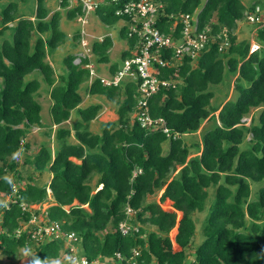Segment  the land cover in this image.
Wrapping results in <instances>:
<instances>
[{
	"label": "trees",
	"instance_id": "trees-1",
	"mask_svg": "<svg viewBox=\"0 0 264 264\" xmlns=\"http://www.w3.org/2000/svg\"><path fill=\"white\" fill-rule=\"evenodd\" d=\"M111 1L100 0L90 13L110 27L122 22L118 34L126 49L120 63L109 65L108 77L139 48V38L130 29L132 14H116L127 0ZM155 2L160 5L155 27L161 33L171 34L172 15L188 14L197 18L198 31L209 29L215 35L225 28L229 42L220 51L218 42L210 41L195 60L184 57L175 67L156 65L159 79L175 83L147 99L148 113L153 119H163L172 134H179L175 139L160 129L141 127L135 118L140 79L105 86L99 79H91L86 67L93 66L89 54L72 53L63 59L66 73L54 76L47 57L67 40L60 28L59 10L49 16L44 0H36L35 11L28 18L18 19L17 2L0 9L1 256L16 259L20 250L30 248L48 264L60 257L66 261L69 251L59 240L35 241L32 226L23 229L35 214L43 224L56 222L62 232L74 233L73 245L81 244L78 256L88 260L111 259L119 253L123 258L120 264H126L138 252L134 258L137 264H264V24H254L257 46L253 50L249 41L236 42L233 35L238 22L257 15L256 8L262 12L264 0L247 6L242 0ZM58 4L68 21L83 15L81 5L69 8L67 0H58ZM15 21V26H9ZM180 31L178 23L172 35L179 37ZM7 32H12L11 37L5 36ZM32 34L35 40L31 45ZM80 36V29L76 30L72 41L79 44ZM112 45L110 36L90 44L96 64L110 63ZM172 51H161V58L168 59ZM34 71L49 88V126L57 128L55 146L43 142L32 153L26 139L31 127L47 126L41 122L36 98L41 82L25 80ZM225 76L234 78L236 99L213 107L214 93L209 87L222 83ZM86 82L85 94L102 96L117 105V120L105 123L101 134L91 132L89 125L102 105L79 108V89ZM254 110L259 111L257 117H251ZM72 111L79 114V120L71 128L62 127ZM245 118H250L248 125ZM204 121L210 125L200 139L187 143L184 136L195 135ZM247 137V148L240 149ZM166 142L167 153L163 149ZM18 152L26 154L22 164L31 170L24 184V173L13 158ZM44 172L50 179L38 185ZM249 182H263L256 199L250 198ZM13 185L18 187L15 195ZM210 187L215 189L214 201L201 228L204 240L187 261L186 250L195 232L192 214L204 209ZM2 196H9L7 206ZM43 203L53 204L44 212L21 208L22 204ZM124 221L129 225L126 234L119 230Z\"/></svg>",
	"mask_w": 264,
	"mask_h": 264
},
{
	"label": "built area",
	"instance_id": "built-area-1",
	"mask_svg": "<svg viewBox=\"0 0 264 264\" xmlns=\"http://www.w3.org/2000/svg\"><path fill=\"white\" fill-rule=\"evenodd\" d=\"M67 1L69 3V8L81 5L83 15L77 18V21L81 22L79 44L82 48H87L89 42L87 41V34L82 27L86 24V17L90 15L91 11L98 5L100 0ZM118 1L119 0H112L111 2L115 3ZM158 8H160V5L156 3L155 0H127L124 7L121 10H117L116 14H132V24L130 25V29L132 33H135L137 38H139L138 53L122 61L121 69L111 77L99 76L92 65H87L86 67L89 69L91 79L97 78L105 86H117L126 79H140L138 90L141 97L136 105L134 113L135 118L140 122L141 127L160 129L167 137L175 139L179 137V134H172L170 129L166 127L163 119H153L148 113L147 99L161 88H168L175 83L172 80L159 79L156 73V65L161 67L167 65L175 67L177 64L181 63L184 57H189L191 60H195L210 41H217L220 51L228 47L229 42L227 30L225 28L221 29L215 35H211L209 29L198 31L197 18L188 14H179L178 16L172 15L171 18H174V21L171 26V34L167 35L161 33L155 27V18L158 14ZM255 12L257 15L253 14L247 16L246 21L251 24H264V18L262 17L260 10L256 8ZM178 23L181 24L180 36L174 37L172 32L175 31ZM138 26L140 27L138 28ZM98 40H101V38L99 37ZM170 49L173 51L169 58L162 59L161 51H167ZM89 52L90 49H87L85 55L88 56ZM11 191L12 194L15 195L18 192V187L13 185ZM21 208L22 211H30L33 206L22 204ZM127 213H130V209H127ZM29 226H32L30 232L32 239L39 241L53 237L54 239L59 240L62 243L64 250L69 251V254L66 255L70 256L76 264H120L123 261V258L119 253H115L111 259L98 258L88 260L84 256H78L75 246L73 245L76 241L74 233L62 232L59 224L56 222L43 224L35 214H31L30 220L24 224L23 229ZM128 229L129 225L126 221L119 224V230L122 234H126ZM137 255L138 252H134L131 258L126 260V264H137L134 261V258ZM65 264H67V262Z\"/></svg>",
	"mask_w": 264,
	"mask_h": 264
},
{
	"label": "rangeland",
	"instance_id": "rangeland-1",
	"mask_svg": "<svg viewBox=\"0 0 264 264\" xmlns=\"http://www.w3.org/2000/svg\"><path fill=\"white\" fill-rule=\"evenodd\" d=\"M205 0H203L204 2ZM255 0H242V2L247 6L253 4ZM10 2H17L18 3V19L23 18V17H30L33 15L36 7V0H1L0 1V9L3 8L4 6L7 5V3ZM44 5L49 9L50 13L49 16H51L56 10H59L61 12L62 18L60 20V28L61 30L66 34L67 40L65 44L60 45L57 47V49L54 51L52 55L47 57V61L51 64L53 70H54V76L57 77L58 74L61 73H66V69L63 66V59L67 56V54L72 53V54H78V55H85L86 50L90 49V44L97 40L99 37H104V36H110L112 40V48L109 51V59L110 63L109 64H96L94 62L93 56H91V53L89 52V58L93 61V66L99 76L102 77H108V67L111 63L113 62H118L120 63L121 58V52L126 49V42L119 37L118 30L120 26L122 25V22L117 23L116 25L110 27L105 24H103L100 19L95 16V15H88L86 17V24L83 25V29L85 30V33L87 34V41L89 42V45L87 48H82L80 44H78L77 41H72V36L76 30L81 29V22H78L77 20L73 21H68L65 18V10L59 7L58 0H44ZM262 17L264 18V9H261ZM17 22H13L9 24V26H15ZM255 25L247 22L245 19L243 21L238 22L236 29L233 31V35L236 38V42L240 41H249L250 42V50H253L256 48V43L254 41V35H255ZM12 32H7L6 37H11ZM35 40V35L32 34V39H31V45L33 44ZM74 63H78V59L76 58L74 60ZM32 78H37L41 82V88L39 90V94L36 97L37 101L41 105V111H40V116H41V122L43 125H47L45 127L41 128H36V127H31L29 134L27 135V140L30 142V150L35 152L39 145L43 142H47L51 148L55 146L54 142V134L55 130L57 127H50L49 125L51 124V117L49 115V107L51 104L50 98H49V88L46 87V85L42 82V77L41 75L37 72L34 71L28 76H26L25 80H29ZM234 78H228V76H225L224 80L222 83L218 85H212L209 87V89L214 93V97L211 100V105L213 107H216L218 105H221L226 99H231L235 100L236 95H234L233 91V80ZM89 82L83 83L79 89V94L81 97H83V103L81 104L80 108H84L87 105H93L96 103H99L102 105V109L99 111L96 119H94L90 125H89V130L95 134H101L102 127L104 126L105 123L108 122H113L117 120V105L115 103H109L107 102L102 96H88L85 94V86L88 85ZM252 116L257 117L259 111L254 110L252 111ZM75 113L72 112L71 117L69 122H66L62 125V127L65 128H71L73 121L76 119L79 120V114L76 116L74 115ZM243 122L248 125L250 122V118H245ZM209 122L204 121L201 125L200 130L195 133V135H186L184 136V139L187 143H190V140H199L201 137V133L205 128L209 127ZM50 131V135L46 136V132ZM249 137H247L246 141L243 142L240 145V149H245L247 148V140ZM71 141H75L73 138H71ZM164 152H168V143L166 142L163 145ZM193 156V155H192ZM191 156V157H192ZM24 157H26V154L23 152H18L13 158L17 161L18 163V169H20L24 174L22 184L26 183V176L30 174L31 170L22 164ZM77 162V161H75ZM78 163V162H77ZM179 169V167H178ZM50 179V175L48 172H44L42 175L41 179L37 181L38 185H43L46 184ZM94 182V181H93ZM262 183H257V182H249L250 189H251V199H256L257 193L259 188L262 186ZM214 188L210 187L207 189L208 191V198L205 201V207L201 212H194L192 214V220L194 221L195 225V232H194V237L192 240V244L187 248L186 250V259L187 261H191L193 259V252L194 249L199 246L201 242H203L204 237L201 234V228L204 224L205 219L209 215V205L214 201ZM48 192V191H47ZM2 201L5 203V205L8 204L9 197L2 196ZM40 206V209H46L49 204L48 203H43ZM165 208H167V204L164 205ZM36 209L37 206H36ZM151 229V227H147ZM170 237H173V233L170 234ZM75 249L77 254H81V244L78 242L75 244ZM24 250H20L19 252V257L16 259H7L4 256L0 255V264H28V260L30 257H25L23 254ZM66 261L63 260V257H60L58 260H53L49 264H65Z\"/></svg>",
	"mask_w": 264,
	"mask_h": 264
},
{
	"label": "clouds",
	"instance_id": "clouds-1",
	"mask_svg": "<svg viewBox=\"0 0 264 264\" xmlns=\"http://www.w3.org/2000/svg\"><path fill=\"white\" fill-rule=\"evenodd\" d=\"M25 257H30L28 260V264H48L47 259H40L37 254L30 248H25L23 252ZM65 260L67 264H76V262L70 257L65 256Z\"/></svg>",
	"mask_w": 264,
	"mask_h": 264
},
{
	"label": "crops",
	"instance_id": "crops-1",
	"mask_svg": "<svg viewBox=\"0 0 264 264\" xmlns=\"http://www.w3.org/2000/svg\"><path fill=\"white\" fill-rule=\"evenodd\" d=\"M32 20H33V18H31ZM84 101H83V97H82V102L80 103V105H79V108H80V106H81V104L83 103ZM88 106V105H87ZM86 107V106H85ZM72 112H74L75 114V116L77 115L76 114V112L75 111H72ZM72 112H71V114H72ZM70 120V119H69ZM69 120L67 121V122H69ZM76 121H77V119H76ZM75 122V120L73 121V123ZM66 123V122H65ZM63 125V124H62ZM61 125V126H62ZM54 127H56V126H54ZM91 131V130H90ZM71 135H72V132H71ZM71 138H73V136H71ZM27 139V138H26ZM74 139V138H73ZM72 142H75V141H72ZM151 199H154V200H156L157 201V197H151ZM53 203H50L49 204V206L50 205H52ZM36 206H37V210H39L40 212H44L46 209H40V206H38V205H35V206H33V208L32 209H36Z\"/></svg>",
	"mask_w": 264,
	"mask_h": 264
}]
</instances>
